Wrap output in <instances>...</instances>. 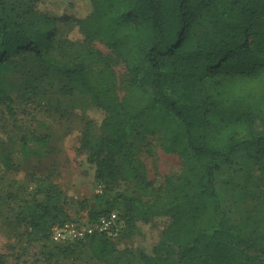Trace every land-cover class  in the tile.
<instances>
[{
	"label": "trees",
	"instance_id": "1",
	"mask_svg": "<svg viewBox=\"0 0 264 264\" xmlns=\"http://www.w3.org/2000/svg\"><path fill=\"white\" fill-rule=\"evenodd\" d=\"M40 4L0 0V100L14 116L18 98L80 92L104 112L96 129L85 124L75 147L104 186L96 199L105 207L93 203L86 222L118 202L131 220L168 216L152 252H139L141 264H264V211L231 220L216 186L220 164L238 152L256 163L264 183V0H91L85 16ZM65 26L82 37L63 35ZM19 133L26 157L47 152L48 135ZM132 136L155 137L177 154V176L153 188L129 158ZM2 165L16 168L9 152ZM122 177L135 180L136 193L114 188ZM31 179L33 193L19 200L12 234L25 243L50 239L51 255L87 245L94 263L114 264L115 236L51 239L55 224L71 220L67 198L48 174ZM257 197L264 202V190Z\"/></svg>",
	"mask_w": 264,
	"mask_h": 264
},
{
	"label": "rangeland",
	"instance_id": "2",
	"mask_svg": "<svg viewBox=\"0 0 264 264\" xmlns=\"http://www.w3.org/2000/svg\"><path fill=\"white\" fill-rule=\"evenodd\" d=\"M23 6L26 0H10ZM40 1V0H39ZM41 8L54 13L85 16L92 9L91 0H41ZM63 35L80 37L75 27H63ZM82 37V36H81ZM104 52L109 50L96 42ZM115 69L123 73L121 63ZM14 116L0 100V262L2 264H96L91 260L87 245L77 244L69 255H51L54 243L48 238L25 243L12 234V217L20 199L29 197L34 190L31 175H49L65 193L71 220L84 223L87 210L96 203L105 207L104 199L96 197L103 193V184L95 177V164L86 161V153H76L78 138L87 122L96 129L104 112L92 103L90 96L80 92L54 95L47 93L30 99L18 98L14 102ZM19 130L49 136L47 152L38 157H26L19 146ZM136 144L129 158L133 165L152 182L153 188L160 187L166 178L175 177L182 166L179 156L164 152L155 137H148ZM3 151L9 152L16 168L5 170L2 165ZM123 155H117L119 163ZM216 186L225 213L233 221L241 220L247 210L264 211V202L257 194L264 190L256 163L242 152L230 162H222L216 174ZM126 194L137 192L135 180L122 177L114 185ZM153 195L149 192L146 196ZM8 196L11 198L9 199ZM84 201V203H83ZM110 213L118 219L115 241L117 251L114 264H141L139 252L151 253L158 242L163 228L170 222L168 216L152 218L148 222L131 220L123 202L114 205ZM70 220V221H71Z\"/></svg>",
	"mask_w": 264,
	"mask_h": 264
},
{
	"label": "built area",
	"instance_id": "3",
	"mask_svg": "<svg viewBox=\"0 0 264 264\" xmlns=\"http://www.w3.org/2000/svg\"><path fill=\"white\" fill-rule=\"evenodd\" d=\"M118 219L114 213L103 215L95 223H79L66 221L55 224L50 231V237L57 243H70L85 238L94 232H104L109 236L117 234Z\"/></svg>",
	"mask_w": 264,
	"mask_h": 264
}]
</instances>
